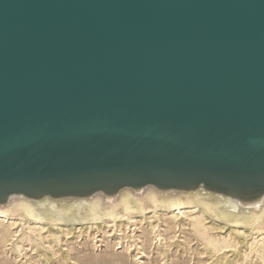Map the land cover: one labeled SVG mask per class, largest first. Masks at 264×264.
Masks as SVG:
<instances>
[{
    "label": "water",
    "instance_id": "water-1",
    "mask_svg": "<svg viewBox=\"0 0 264 264\" xmlns=\"http://www.w3.org/2000/svg\"><path fill=\"white\" fill-rule=\"evenodd\" d=\"M145 186L264 194V0H0V204Z\"/></svg>",
    "mask_w": 264,
    "mask_h": 264
},
{
    "label": "bare ground",
    "instance_id": "bare-ground-1",
    "mask_svg": "<svg viewBox=\"0 0 264 264\" xmlns=\"http://www.w3.org/2000/svg\"><path fill=\"white\" fill-rule=\"evenodd\" d=\"M196 213L201 214L192 216ZM164 214L170 215L172 223L179 228L192 224L195 232L205 237L216 253L219 252L217 246L220 241L209 237L205 221L211 219L212 222L213 218H217L236 227L228 235L229 240L225 237L221 242L225 249H235L238 243H242L237 235H246L244 226H248L256 235L262 236L258 242L255 239L253 244L257 246V255L264 261V194L257 199H239L210 191L203 186L192 190H166L156 186L139 189L125 187L110 195L96 192L91 196L65 198L45 196L33 199L24 195H11L5 203L0 204V243L3 247L12 245L22 255V239H18L20 234L17 230L19 227L25 230V234H33L38 239H44L43 234L48 233L45 239L54 236V242L61 244L64 242L62 236L66 239L74 238L92 225H108L107 222H112L110 227L114 228V232H119L117 236H124L121 228L130 229L129 224L140 221L150 224L156 242H160L163 240L160 222ZM54 230L61 232V236L53 235ZM141 258H137V261Z\"/></svg>",
    "mask_w": 264,
    "mask_h": 264
},
{
    "label": "rangeland",
    "instance_id": "rangeland-1",
    "mask_svg": "<svg viewBox=\"0 0 264 264\" xmlns=\"http://www.w3.org/2000/svg\"><path fill=\"white\" fill-rule=\"evenodd\" d=\"M169 216L164 214L160 222L163 229V240L160 242H156L151 226L146 221L129 224L130 229L121 228L124 236H117L119 232L115 233L114 228L110 227L112 222H107L108 225H92L74 238L62 236L64 242L61 244L54 242V236L45 239L48 233L43 234L44 239H38L33 234H25V230L19 227L22 255L12 245L3 247L0 243V264H264L257 255V246L253 244L255 239L258 242L262 236L256 235L248 226H244L246 235H237L242 243H238L235 249H225L221 242L225 237L229 240L228 235L236 227L217 218H213L212 222L211 219L205 221L209 237L220 241L217 246L219 252L216 253L206 238L195 232L192 224L179 228ZM52 234L61 236L57 230L52 231ZM251 244L253 247L250 248ZM137 258L141 260L138 262Z\"/></svg>",
    "mask_w": 264,
    "mask_h": 264
}]
</instances>
